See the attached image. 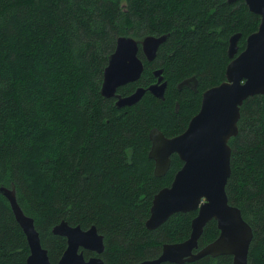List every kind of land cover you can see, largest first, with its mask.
I'll return each mask as SVG.
<instances>
[{"label": "trees", "instance_id": "obj_1", "mask_svg": "<svg viewBox=\"0 0 264 264\" xmlns=\"http://www.w3.org/2000/svg\"><path fill=\"white\" fill-rule=\"evenodd\" d=\"M240 5L225 0H0V186L14 184L17 201L34 218L53 264L66 247V238L51 230L62 219L83 228L97 226L104 235L105 264L154 258L163 243L189 236L196 211L173 213L155 229L145 226L154 193L170 184L182 164L172 154L169 170L154 175L148 133L153 127L183 129L199 109L201 90L224 80L230 33L239 29L245 36L259 22L257 14L239 11ZM164 33L168 36L155 60L144 63L140 78L117 92L126 95L149 84L157 64L168 80L166 98L146 92L133 105L117 107L114 98L103 97V68L116 37ZM190 73L200 80L197 91L170 89V82ZM173 97L183 98L178 112ZM237 124V135L228 141L226 192L253 229L248 263L264 264L263 94L243 101ZM218 233L210 220L198 248ZM28 253L26 236L0 192V264H26ZM231 263V255H207L182 264Z\"/></svg>", "mask_w": 264, "mask_h": 264}, {"label": "water", "instance_id": "obj_2", "mask_svg": "<svg viewBox=\"0 0 264 264\" xmlns=\"http://www.w3.org/2000/svg\"><path fill=\"white\" fill-rule=\"evenodd\" d=\"M245 1L250 10L260 15V21L257 29L247 35L240 51L238 40L241 33L229 37L227 55L230 60L224 80L202 92L199 110L180 134L166 137L156 127L149 131L148 156L154 160V175L166 173L173 153L178 155L182 164L170 184L154 193L145 226L155 229L173 213L196 211L191 219L189 236L182 241L164 243L158 257L134 264H160L164 261L182 264L207 255H231V264H249L253 229L243 218L240 208L229 201L226 192L231 173L228 141L238 133L240 106L250 96L264 95V0ZM167 36V33L148 34L136 39L131 35H118L103 68L101 95L115 97L117 107L136 103L147 90L163 99L167 85L163 80V68L153 70L157 80L147 88L139 86L126 95L116 90L140 78L144 62L138 55L139 45L150 61ZM0 192L9 201L15 220L26 236L29 248L26 264H53L47 248L41 243L34 218L25 214L17 201L14 184L0 186ZM212 219L216 221L219 233L198 248L204 227ZM51 230L66 238V247L55 264H105L101 256L105 249L104 235L95 224L83 228L62 219ZM85 250L94 254L86 256Z\"/></svg>", "mask_w": 264, "mask_h": 264}, {"label": "flooded vegetation", "instance_id": "obj_3", "mask_svg": "<svg viewBox=\"0 0 264 264\" xmlns=\"http://www.w3.org/2000/svg\"><path fill=\"white\" fill-rule=\"evenodd\" d=\"M226 1V3H230V4H235V3H241V5H240V7H239V11H241V10H248V11H250L251 13H254V14H256L254 11H252V10H250V8H249V6H248V4L246 3V1L245 0H233V1H230V0H225ZM238 14H239V12H237ZM258 15V14H257ZM258 18H259V21H260V15H258ZM259 23V22H258ZM258 26V25H257ZM237 32H240L241 33V36H240V38H239V40H238V51H240L242 48H244V45H245V39H246V37H247V35H249L251 32H247L246 33V35L244 36V31H243V33H242V31L241 30H239L238 29V31ZM237 32H231L230 34H234V33H237ZM242 36H244V42L241 44V46H243V47H239V42L241 41V37ZM244 44V45H243ZM160 47V46H159ZM139 51H140V54H141V56H142V60H143V62L146 64V63H149V65H151V63L155 60V58H156V56H157V54H158V51H159V48H158V50H157V52H156V55H155V57H154V59H152V60H150V61H148L147 59H146V56L144 55V53L142 52V49H141V46H139ZM139 53V52H138ZM172 53V50H170V54ZM229 60H230V58L228 59V61L226 62V65H225V69H226V66H227V64H228V62H229ZM161 65H157V64H155V66L154 67H152V68H164L163 66L162 67H160ZM151 67V66H150ZM163 71H164V69H163ZM143 73V72H142ZM164 73V72H163ZM224 75H225V71H224ZM163 76H164V74H163ZM166 77L164 76L163 77V80H166L167 81V85H166V88H165V91H164V98H166L165 96H166V93H167V89H168V80L167 79H165ZM157 79H156V77L154 76V79L153 80H151L150 81V83L149 84H146V85H143V87L144 88H147L151 83H154L155 81H156ZM199 78L196 76V74H187V75H185V76H182V75H179L178 77H177V79L175 80V82H174V84H172V82H170V89L174 86V89H175V91H178L179 89L181 90L182 88H186L190 93H193L194 91H197L198 90V86H199ZM134 82V81H133ZM130 83H132V82H130ZM128 84V83H127ZM127 84H125V85H127ZM122 86H124V85H122ZM122 86H120V87H122ZM210 87V86H209ZM119 88V87H118ZM117 88V89H118ZM208 88V87H207ZM207 88H205V89H207ZM204 89V90H205ZM204 90H201V92H200V94H201V97H202V92L204 91ZM116 92H117V90H116ZM146 92H149L148 90L146 91ZM145 92V93H146ZM117 93H119V92H117ZM144 93V94H145ZM150 93V92H149ZM119 94H121V93H119ZM143 94V95H144ZM150 94H152V93H150ZM121 95H123V94H121ZM125 95V94H124ZM153 95V94H152ZM154 96V95H153ZM156 97V96H155ZM110 98H114L115 100H116V98L115 97H110ZM156 98H158V99H161V98H159V97H156ZM173 102H174V104H173V111H175V112H178L179 110H180V107H181V105H182V103H183V98H180V97H173ZM200 104H201V100H200ZM133 105V104H132ZM199 108H200V106H199ZM199 110V109H198ZM197 110V111H198ZM196 111V112H197ZM195 112V113H196ZM194 113V114H195ZM193 114V115H194ZM192 117V116H191ZM190 117V118H191ZM190 118H189V120H190ZM189 120H188V122H187V124H186V126L183 128V129H181V130H171L170 132H164V131H162V130H160L166 137H173V136H175V135H177V134H180L182 131H184L185 130V128L187 127V125H188V123H189ZM154 128V127H153ZM152 129V128H151ZM149 131H150V129H149ZM148 136H149V133H148ZM151 141V140H150ZM173 154H175V153H173ZM154 161V160H153ZM182 161V160H181ZM169 167H170V165H169ZM168 170H169V168H168ZM167 172V171H166ZM165 243H170V242H165ZM164 244V243H163ZM162 244V245H163ZM161 249H162V246H161ZM161 253V250H160V252H159V254ZM159 255H157L156 257H158ZM156 257H154V258H156Z\"/></svg>", "mask_w": 264, "mask_h": 264}, {"label": "bare ground", "instance_id": "obj_4", "mask_svg": "<svg viewBox=\"0 0 264 264\" xmlns=\"http://www.w3.org/2000/svg\"><path fill=\"white\" fill-rule=\"evenodd\" d=\"M165 174V173H164Z\"/></svg>", "mask_w": 264, "mask_h": 264}]
</instances>
